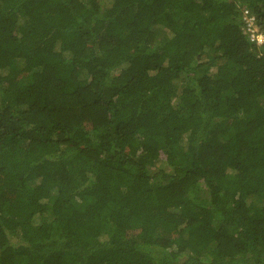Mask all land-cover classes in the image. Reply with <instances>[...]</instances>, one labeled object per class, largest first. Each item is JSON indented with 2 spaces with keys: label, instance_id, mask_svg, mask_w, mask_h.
Segmentation results:
<instances>
[{
  "label": "trees",
  "instance_id": "obj_1",
  "mask_svg": "<svg viewBox=\"0 0 264 264\" xmlns=\"http://www.w3.org/2000/svg\"><path fill=\"white\" fill-rule=\"evenodd\" d=\"M264 0H0V264H264Z\"/></svg>",
  "mask_w": 264,
  "mask_h": 264
},
{
  "label": "built area",
  "instance_id": "obj_2",
  "mask_svg": "<svg viewBox=\"0 0 264 264\" xmlns=\"http://www.w3.org/2000/svg\"><path fill=\"white\" fill-rule=\"evenodd\" d=\"M245 32L258 46H264V31L257 25L256 15L248 8L242 12Z\"/></svg>",
  "mask_w": 264,
  "mask_h": 264
}]
</instances>
